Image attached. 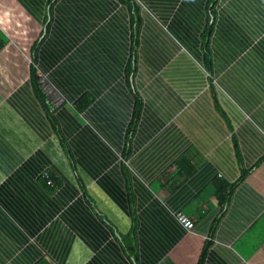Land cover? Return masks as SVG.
I'll return each instance as SVG.
<instances>
[{
  "label": "crops",
  "instance_id": "1",
  "mask_svg": "<svg viewBox=\"0 0 264 264\" xmlns=\"http://www.w3.org/2000/svg\"><path fill=\"white\" fill-rule=\"evenodd\" d=\"M37 263L264 264V0H0V264Z\"/></svg>",
  "mask_w": 264,
  "mask_h": 264
},
{
  "label": "trees",
  "instance_id": "2",
  "mask_svg": "<svg viewBox=\"0 0 264 264\" xmlns=\"http://www.w3.org/2000/svg\"><path fill=\"white\" fill-rule=\"evenodd\" d=\"M31 78L34 81V86L36 88L37 95L42 100V102L45 105H47V107L49 108V111H53L54 108L57 107L58 105L57 106H52L51 104H49L50 100H49L47 94L45 93L41 83L38 81L37 74H36V71L34 69H31ZM141 106H142V102H141L140 99L137 98V100H136V108H137L138 111L140 110ZM49 178H50V176H49ZM49 178H48V181H49ZM215 183H216V186H215L216 200L219 203V205L225 206L226 202L229 201V199H230V197H231V195H232V193L234 191V185H229L227 183H222L220 181H216ZM175 219L177 220V222H179V220L176 217V214H175ZM218 223H219V219L215 220V222L213 223L212 228H211V233L212 234L216 231ZM194 225H195V223H194ZM37 264H41V263H37Z\"/></svg>",
  "mask_w": 264,
  "mask_h": 264
},
{
  "label": "built area",
  "instance_id": "3",
  "mask_svg": "<svg viewBox=\"0 0 264 264\" xmlns=\"http://www.w3.org/2000/svg\"><path fill=\"white\" fill-rule=\"evenodd\" d=\"M41 77L42 78H39V82L41 83L45 93L47 94L50 100L49 104H51L52 106H57V105L62 104L64 102L63 97H61L60 94L57 93V91L52 87V85L46 80L45 77L43 76ZM45 177L49 178V175L46 174ZM49 183L50 184L52 183L50 178H49ZM225 209L226 207L224 206L223 210ZM176 217L179 220V222L183 225V227L187 229L188 231L192 230L195 227L193 221L190 220V218H188L183 213H180V212L176 213Z\"/></svg>",
  "mask_w": 264,
  "mask_h": 264
},
{
  "label": "rangeland",
  "instance_id": "4",
  "mask_svg": "<svg viewBox=\"0 0 264 264\" xmlns=\"http://www.w3.org/2000/svg\"><path fill=\"white\" fill-rule=\"evenodd\" d=\"M40 78H42V77H40ZM42 80V79H41Z\"/></svg>",
  "mask_w": 264,
  "mask_h": 264
}]
</instances>
